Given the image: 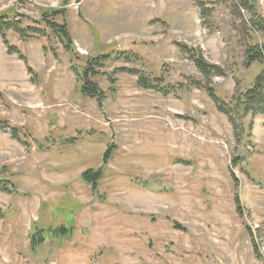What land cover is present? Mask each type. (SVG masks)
<instances>
[{
    "label": "rangeland",
    "instance_id": "374dc122",
    "mask_svg": "<svg viewBox=\"0 0 264 264\" xmlns=\"http://www.w3.org/2000/svg\"><path fill=\"white\" fill-rule=\"evenodd\" d=\"M0 14L27 35L0 37V264H264V117L244 132L212 96L228 104L264 71L246 65L264 0H0Z\"/></svg>",
    "mask_w": 264,
    "mask_h": 264
},
{
    "label": "trees",
    "instance_id": "16d2710c",
    "mask_svg": "<svg viewBox=\"0 0 264 264\" xmlns=\"http://www.w3.org/2000/svg\"><path fill=\"white\" fill-rule=\"evenodd\" d=\"M52 26L53 28H57L55 24H49V26ZM256 28L259 31L264 32V22H257ZM64 37L66 38L67 42L69 43V35L67 33V28L61 27L60 29ZM16 33L21 35L22 37H27L25 34L26 31L21 27L20 21H11L7 15H1L0 14V37L5 38L7 33ZM56 33V32H55ZM67 48H70V46L67 45ZM195 62L197 65V68L202 71V73L207 77L210 73L211 69H216V67H210V69L206 70V66L204 64V61L202 58H195ZM246 65L248 67L252 66L255 63H262L264 64V44L257 45L254 47L248 48L246 52ZM101 67V66H100ZM93 69L85 71L84 78V88L83 93L90 97L91 99L99 98V95H102V91L99 89V86L92 83L90 81V71ZM99 74V73H98ZM96 71H94V75L98 76ZM143 82V80H142ZM146 85V84H145ZM148 87V84L146 85ZM212 95V94H211ZM216 101L217 108L224 113L229 120L232 122V124L238 125V122L241 123V129L245 132V123L244 120L248 117L254 118V117H264V71L261 73V75L256 79V82L246 91L238 94L235 96V99H233L230 103L224 104L220 102L221 100L218 99L214 94L212 95ZM250 128V126H249ZM91 174L90 172L85 175V177L89 178L87 175ZM10 183V181H7L3 176L0 175V190L1 187H5L8 189L7 186ZM9 191V190H8ZM46 239L42 235H37L32 237V249L35 250V248L41 246L43 242H45Z\"/></svg>",
    "mask_w": 264,
    "mask_h": 264
}]
</instances>
